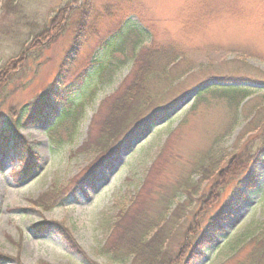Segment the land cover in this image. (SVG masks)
Here are the masks:
<instances>
[{
  "label": "rangeland",
  "instance_id": "obj_1",
  "mask_svg": "<svg viewBox=\"0 0 264 264\" xmlns=\"http://www.w3.org/2000/svg\"><path fill=\"white\" fill-rule=\"evenodd\" d=\"M8 63L0 131L17 126L38 156L27 176L16 151L1 158L0 264H139L115 231L139 214L157 222L160 264H264V0H0V71ZM66 99L77 119L56 123ZM38 108L50 123L28 122ZM238 190L225 231L196 255L198 231Z\"/></svg>",
  "mask_w": 264,
  "mask_h": 264
},
{
  "label": "trees",
  "instance_id": "obj_2",
  "mask_svg": "<svg viewBox=\"0 0 264 264\" xmlns=\"http://www.w3.org/2000/svg\"><path fill=\"white\" fill-rule=\"evenodd\" d=\"M50 23L48 25H44L40 30H38L37 32H35L34 34L31 35V38L29 40L30 46H27L26 48L22 49L21 54H23L24 52L27 54L32 52V48H31V42H39L41 37L45 36V33L48 31H55L54 29H49ZM25 47V46H24ZM32 49V50H30ZM34 51V50H33ZM150 53H152V56H156L158 58L159 61L161 58L165 60V64L168 65L172 62L175 61L176 59V55L174 54V52L171 51V53L168 52H163L162 50H149ZM71 59V56L66 54L65 59H64V63H67L69 60ZM65 65H62L61 69L64 70ZM13 70V68L8 64L4 65L0 71V79L2 77V75H8V73H11V71ZM103 71L102 74L100 75V78L103 77ZM148 77L145 72H144V77H142V80H145L144 78ZM225 82V81H222ZM228 83V82H227ZM58 84V83H57ZM209 85H206L205 87H208ZM216 89H219L218 87H214ZM229 89H234L236 93L238 94H242L244 93V90L236 87V86H221L220 90L225 92V94L227 95V90ZM55 91V90H54ZM51 92L49 93V97L47 99V101L49 102L50 100L53 101H57L58 95H59V91L57 92V94H55V92ZM243 96V95H241ZM243 98V97H242ZM45 100V99H44ZM67 100V99H66ZM142 103H145L142 102ZM47 106H51V105H47ZM79 109L80 106L78 104H74L71 99H68L67 102L64 104L63 107H61L59 110L53 112L54 113V117L56 116V123L59 122H65V121H74L77 119L78 113H79ZM160 113V115H158ZM156 113V115H158L157 117L161 116L163 114H161V112ZM167 115H164L162 117H166ZM50 118L51 116L49 115V113L46 112H41L40 108L38 109H33L28 115H27V120L28 122L30 121H39V123H50ZM152 118H150L151 120ZM150 121H145L144 123L139 122V124L136 126L135 129L130 130L126 136H124V138L111 150L110 155L106 156L104 159L100 160V162L97 164L98 166H103L105 167V163L108 162V160L110 159V157L115 154H118L119 152H122L121 150H126L129 149V138L132 137L133 135H135L134 133L138 130H143L145 128L148 129L149 126H151L150 124H148ZM17 126H14L12 128H7V129H2L0 131V161L1 158L4 157L5 155H7L10 151H16L19 155V157L21 156V158H23L24 160V167H23V176H27L28 174H30V172L32 171V165H33V161L31 157H37L38 155L33 154L32 152L30 153L28 151L27 146H25V141L23 136L17 131ZM29 154V158L27 157V153ZM110 156V157H109ZM93 169V168H92ZM89 170V172L82 178V180L87 181L88 179H92L93 177H96V172L95 170ZM245 181V180H244ZM243 193V192H242ZM236 194H241V192L235 191L234 193H232V195L230 196V198L226 201V204L223 208L220 209V211L216 214H214L209 220L208 222L203 226V228H201L198 231V234L196 236L195 242H194V247L192 249H194L196 255H202L201 250H199V248L201 246H203L204 244H209L210 242H213L216 238H218L225 230L222 227V223L223 221L226 220L228 213V208H230L232 206V204H234V196ZM239 198L241 197V195H238ZM238 198V199H239ZM236 199V198H235ZM227 215H226V214ZM121 221V220H120ZM116 222L117 226L115 228V231H119L120 229L122 230V239L123 242L121 240V242L118 244L121 247H125V252L128 251L129 254H131L132 256H134L136 259H139V264L140 263H145V264H160L162 261L166 260V259H162L161 256L163 255L162 253V248H161V244H157L156 243V238L154 237L155 233L158 230V225L157 222L153 223L151 221V219H149L148 217L144 216V215H137V216H132L129 219V222L126 224H122V222ZM36 229L40 230V231H55L57 234L61 235L63 240L74 250H78L79 247L75 244L74 240L72 239V237L70 236L69 232L66 230L67 228H64L62 224L59 223H55V222H51V223H45L43 222L42 224H37L35 226ZM120 233V234H121ZM190 241V237L187 238L186 242L188 243ZM192 244H189L188 246H193ZM197 245V249L195 248V246ZM186 246V245H185ZM190 252V251H189ZM198 255V256H199ZM159 258V259H158ZM185 258V257H184ZM158 261V262H155ZM184 262V261H183ZM184 264V263H183Z\"/></svg>",
  "mask_w": 264,
  "mask_h": 264
}]
</instances>
